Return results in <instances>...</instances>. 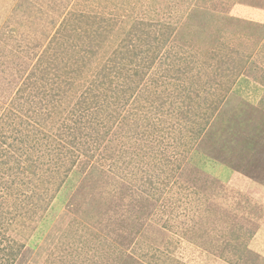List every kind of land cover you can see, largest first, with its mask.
Returning a JSON list of instances; mask_svg holds the SVG:
<instances>
[{"label":"rangeland","instance_id":"1","mask_svg":"<svg viewBox=\"0 0 264 264\" xmlns=\"http://www.w3.org/2000/svg\"><path fill=\"white\" fill-rule=\"evenodd\" d=\"M245 4L0 0V264L253 263L264 11Z\"/></svg>","mask_w":264,"mask_h":264},{"label":"crops","instance_id":"2","mask_svg":"<svg viewBox=\"0 0 264 264\" xmlns=\"http://www.w3.org/2000/svg\"><path fill=\"white\" fill-rule=\"evenodd\" d=\"M246 1V6L249 8L256 9V10H261L264 11V0H245ZM261 3L262 5H259ZM263 1V2H262ZM259 10V11H260ZM259 238H256L257 240H254V243L252 244L255 246L253 249H251V253L249 254L252 256V264H264V230L258 233Z\"/></svg>","mask_w":264,"mask_h":264},{"label":"trees","instance_id":"3","mask_svg":"<svg viewBox=\"0 0 264 264\" xmlns=\"http://www.w3.org/2000/svg\"><path fill=\"white\" fill-rule=\"evenodd\" d=\"M85 102V101H84ZM2 196V195H1Z\"/></svg>","mask_w":264,"mask_h":264}]
</instances>
